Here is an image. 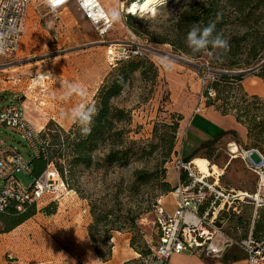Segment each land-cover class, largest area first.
Wrapping results in <instances>:
<instances>
[{
    "label": "rangeland",
    "instance_id": "374dc122",
    "mask_svg": "<svg viewBox=\"0 0 264 264\" xmlns=\"http://www.w3.org/2000/svg\"><path fill=\"white\" fill-rule=\"evenodd\" d=\"M99 1L112 21V27L103 38L99 36L97 26L83 15L75 4L58 13L49 12L40 0H33L28 6L21 43L17 52L6 59L2 66L4 70H0V77H4L2 80L6 81L7 76L20 79L14 87L15 102L23 105L26 116L37 129L43 122L45 127L49 120L68 129L76 120L73 117V109L81 106L84 109L87 104L93 103V96L103 80L117 67H109L106 64L105 46L109 42L130 39L132 34L141 40L147 39V31H159L180 6L173 0H167L166 4L159 2L147 11L135 12V17L128 23L123 10L132 0ZM150 44L153 54L148 59L156 68V77L150 78L151 70L148 71L147 78L138 73L134 74L114 103L130 113V137L138 140L141 145L148 147L151 144L152 148H147V151L151 152L127 168L102 172L78 167L73 179H69L67 175V193L63 191L56 200L43 198L38 203L39 208L37 207L34 216L9 232H0V264H8L10 260L13 264H94L95 260L99 259L87 233V225L92 221L89 200L105 199L118 192L119 205L106 206L113 210L114 215L123 217L139 206L132 203H143L145 197L150 196L152 203L156 204L160 200L162 206L172 212L173 198L169 193H164L162 188L164 182H168L170 187L176 182L171 159L180 146L179 143L182 142L180 150L184 152L192 142L190 134L182 141L185 115L204 103L221 117L232 116L235 119V114L239 112L236 105L242 95H245L248 101L255 98V101L257 99V102L264 105V53L256 65L236 70L243 73L242 82L234 84L232 81H220L214 99H205L203 91L212 82L201 83L199 76L202 66L208 63L207 59L189 58L173 51L167 43ZM165 65H170V68ZM65 82L80 85L82 92L66 95ZM257 85L262 92H247ZM201 95L204 97L201 98ZM6 104V101H0V108ZM257 113L262 114L264 118V110ZM172 122H177L178 127L173 138V151L167 155L169 127ZM238 131L243 138V130L239 128ZM240 136L235 131H228L226 136L218 141L208 158L214 166L213 170L223 168L230 159V142H235L239 150L256 147L264 152V139L255 141L246 136L242 141ZM0 138L15 145L27 162L34 158L33 149L15 131L1 125ZM163 138L167 140L164 141ZM43 146L44 150L52 155L48 139H44ZM194 149L195 147L190 148L191 152ZM206 153L202 149L201 157L195 160L200 169L203 165L197 159H206L203 156ZM252 158L258 160L256 154H253ZM62 160L64 159L60 161ZM135 169L151 172L153 178L140 185L138 192L135 190L131 194L128 185ZM17 179L26 188L33 181L32 175L24 171L17 173ZM253 180L254 175L247 169L240 156L232 158L221 178L225 185L247 191L254 189ZM47 206L53 213L47 214L44 211ZM153 207L154 205H150L149 210L141 213L136 219L137 232L133 247L132 233L112 232V238L115 239L113 246L111 238L113 247L109 259L112 257V249L114 262L122 258L121 244L124 250H133L137 255L132 252L133 258L126 261L124 258L119 264H143L144 254L138 251L141 247L150 250L157 241ZM245 212L246 216L250 213L247 209ZM255 219L264 222V212H258ZM8 255L12 259H9Z\"/></svg>",
    "mask_w": 264,
    "mask_h": 264
},
{
    "label": "trees",
    "instance_id": "16d2710c",
    "mask_svg": "<svg viewBox=\"0 0 264 264\" xmlns=\"http://www.w3.org/2000/svg\"><path fill=\"white\" fill-rule=\"evenodd\" d=\"M173 1L180 4L179 8L166 20L159 31H147L148 41L155 44L167 43L173 51L192 59L206 58L210 65L207 64L216 70L215 79L210 84L215 94L220 81H232L234 84L242 82L243 73L236 70L256 65L264 53V0ZM134 17L135 15H127L128 23ZM213 23L215 31L222 33L227 41V46L219 48L210 45L206 50L194 53L186 43L188 31L193 25L203 28ZM150 70L152 72L150 78L153 79L157 73L149 59H131L119 63L103 80L93 96V103L87 104L84 108L85 112L94 109L90 122L86 125L76 118L68 129H64L49 120L46 126L41 128L40 136L43 140L48 139L52 155L47 153L48 159L34 156L28 161L32 178L38 177L45 170L46 164L52 162L68 187V180L74 178L78 167L107 172L127 168L131 163L142 159L146 153H150L151 151L148 152L147 148L151 149V144L147 147L130 137L129 111L114 103L134 74L138 73L141 77L147 78ZM236 107L239 112L235 114V119L246 128L247 138L255 141L264 139V118L262 114L257 113L264 110V105L257 102V99L255 101V98L253 101H248V98L242 95ZM84 127H87L89 131L85 133ZM177 127V122L170 124L167 155L173 151V138ZM226 134L227 132L221 131L210 143L194 149L189 156L185 157V160L201 157L202 149L207 152L203 156L208 159L211 156L210 152L216 148L218 141ZM163 140L166 141L167 138ZM61 159L64 160L60 161ZM131 176L132 181L128 185V191L133 194L135 190L138 192L140 185L152 180L153 173L144 169H135ZM253 182L255 183V176ZM172 187L168 182H164L162 190L164 193H169ZM117 194L118 192H115L105 199L89 200V213L92 221L87 225V233L100 261H107L111 256V238L114 231L132 233L131 246H134L137 232L136 219L141 213L149 210L150 205H155L152 203V197L146 196L143 203H132V205H139L136 210L120 217L114 215L113 210L106 206L119 205ZM37 207L35 204H25L23 210L18 211L13 203L8 205L0 211V232H9L21 225L36 214ZM44 211L47 214L53 213L49 206L45 207ZM138 252L146 255L149 249L141 247Z\"/></svg>",
    "mask_w": 264,
    "mask_h": 264
},
{
    "label": "built area",
    "instance_id": "2783aa9c",
    "mask_svg": "<svg viewBox=\"0 0 264 264\" xmlns=\"http://www.w3.org/2000/svg\"><path fill=\"white\" fill-rule=\"evenodd\" d=\"M33 0H0V32H9L4 51L0 53V70L7 58L14 55L19 47L26 19V12ZM51 13H58L69 5L76 7L97 26L100 37H105L112 27L110 17L100 13L99 0H40ZM140 0H132L128 6ZM124 15H134L123 10ZM139 12V11H137ZM153 54V48L147 39L141 40L132 34L130 39L109 42L105 46L104 57L109 67H115L121 62L131 59H148ZM264 62V61H262ZM216 70L207 63L202 66L199 76L201 83L212 82ZM205 99L215 96L214 89L207 85L204 89ZM204 96L201 95V98ZM3 125L20 135L26 144L33 149L36 157L48 159L44 150V140L37 129L24 115L23 105L10 101L0 108V126ZM230 150V148H229ZM256 154L255 161L252 155ZM230 159L234 153L230 151ZM247 169L255 176L253 191L236 189L221 182L225 166L221 172H201L193 159L186 161L178 152L172 155L171 164L175 171L176 182L169 192L173 198V211L168 212L160 200L154 205L153 224L158 229L157 241L144 255L143 264H171L169 259L173 254L189 253L203 255L209 258H220L231 247H237L244 253L245 264H264V231L253 234L256 215L264 212V152L257 148L241 149L237 152ZM31 172V166L18 149L6 141L0 140V211L14 204L18 211L25 204L37 206L43 198L56 200L67 186L54 168L52 162L46 164L45 170L29 187H24L17 179V173ZM251 207V216L247 230L233 227L232 220L240 217L244 207ZM9 259H12L8 255ZM10 260L8 264H12ZM72 264H78L76 262Z\"/></svg>",
    "mask_w": 264,
    "mask_h": 264
},
{
    "label": "crops",
    "instance_id": "0c3cea01",
    "mask_svg": "<svg viewBox=\"0 0 264 264\" xmlns=\"http://www.w3.org/2000/svg\"><path fill=\"white\" fill-rule=\"evenodd\" d=\"M63 10H65V9H63ZM63 10H61V11H63ZM26 15H27V12H26ZM25 24H26V19H25ZM25 24H24V27H25ZM23 31H24V28H23ZM22 35H23V33H22ZM20 43H21V39H20ZM20 43H19V45H20ZM2 70H4V69H2ZM3 78L4 77H0V81H1L0 101L4 100V101H6V103H9L10 101H15L14 95H13V92L15 91L14 87L18 82H20V79L13 78L11 76H7L6 77L7 81H6V80H2ZM28 88H29V85L26 86V89H28ZM1 92H3V93H1ZM247 92L259 94L260 92H262V89L260 88L259 85H257L253 89L247 90ZM3 106H5V105H3ZM23 111H24V107H23ZM24 115L26 116V112H24ZM183 121H184V130H183L184 137H183L182 141H184L185 136L187 134H190V137L192 140L191 144H189L190 146H188L185 150V151H187V149H189L186 154H184L185 151L183 152V150H180L182 142L179 143L180 146L178 147V152L184 159H185V157L189 156L193 152V151L191 152L190 148L192 149L193 147H195V149H196L198 147V145H200L199 147H201V145H204L206 143L207 144L210 143L214 138H216L219 135V133L221 131H223V132L235 131L240 136V133L238 130H239V128H241L243 130V138L240 136V139L242 141L246 139V128L242 124L237 123L236 120L234 119V117H232V116H225V117L222 116L221 117L212 108L205 106L204 103L200 104L195 110H193L189 114L185 115ZM44 125H45V122H43L42 125L40 124L37 127H38V129H41L44 127ZM0 140H3V141H6L7 143H10L9 141H7L3 138H0ZM231 143H233V142H231ZM13 146H15V145H13ZM231 160L232 159H229L225 163V165H224L225 168L227 167V165L229 164V162ZM245 209L250 211L248 216H246V214H245L246 213ZM259 212H262V211H259ZM250 216H251V207H247V206L244 207L240 217L232 220V226L234 228L235 227L242 228L243 231H245V229L247 230V224H248ZM236 223H238V225H236ZM245 225H246V228L244 229L243 226H245ZM262 231H264V222H260L259 220L254 221L253 234L259 235ZM114 239L115 238L113 237L112 238L113 246H114ZM119 243H120V241H119ZM120 252L122 253V258L118 262H114V260H113V249H112L111 259H109L107 261L95 260L94 264H119L120 261H122L124 258H125V261L130 259V258H133V257H131L132 252L135 255H137V253L133 250H132V252H129L128 250H124L122 248L121 244H120ZM244 258H245L244 253L241 249H239L237 247H231L220 258H209V257L203 256V255H198V254L178 253V254H173L170 257L169 261L171 264H245Z\"/></svg>",
    "mask_w": 264,
    "mask_h": 264
},
{
    "label": "clouds",
    "instance_id": "9594fccd",
    "mask_svg": "<svg viewBox=\"0 0 264 264\" xmlns=\"http://www.w3.org/2000/svg\"><path fill=\"white\" fill-rule=\"evenodd\" d=\"M161 4H166L167 0H159ZM0 28L3 25L0 24ZM9 32H0V53L4 51L7 44ZM187 46L195 53L206 50L210 45L212 47L225 48L227 46V41L223 38L222 33L215 31V24H209L201 28L199 25H193L186 35ZM170 68V65H165ZM67 87L66 95H70L72 92H82L80 85L78 84H68L65 82ZM94 109H89L87 112L84 111L83 107H78L73 109V117L78 118L82 124H87L90 122L91 114ZM83 131L86 133L89 131L87 127H84Z\"/></svg>",
    "mask_w": 264,
    "mask_h": 264
},
{
    "label": "bare ground",
    "instance_id": "6f19581e",
    "mask_svg": "<svg viewBox=\"0 0 264 264\" xmlns=\"http://www.w3.org/2000/svg\"><path fill=\"white\" fill-rule=\"evenodd\" d=\"M158 3H159V0H140L138 2L137 1L134 2L131 6H127V9H128V12H131V13H135L137 11L143 12V11H147V10L151 9L152 7H154ZM103 12H106V11H105L104 7L101 6L100 13H98V12L95 13V16L97 17L99 15H102ZM107 17H109V16L107 15ZM228 146L230 148L231 153H234V157H236L237 152L239 151L237 144L235 142H233V143L230 142ZM195 160L196 159H193L194 163H195ZM197 160H200L202 162V165H203V166H201V169H200L199 163H198V165L195 163L198 166L199 170L201 172L210 174L211 170L208 169V167H207V165L209 164L207 162V160L206 159H197ZM211 166H212V168L214 167L213 165H211ZM213 172H219L220 173L221 168H216V170H213Z\"/></svg>",
    "mask_w": 264,
    "mask_h": 264
}]
</instances>
